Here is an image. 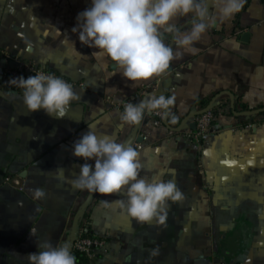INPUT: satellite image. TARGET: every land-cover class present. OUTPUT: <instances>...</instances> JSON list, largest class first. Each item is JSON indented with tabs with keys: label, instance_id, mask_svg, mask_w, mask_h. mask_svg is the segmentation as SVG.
<instances>
[{
	"label": "crops",
	"instance_id": "1",
	"mask_svg": "<svg viewBox=\"0 0 264 264\" xmlns=\"http://www.w3.org/2000/svg\"><path fill=\"white\" fill-rule=\"evenodd\" d=\"M91 6L92 0H0V264H29L41 241L70 244L75 222L77 237L106 240L93 260L76 264H264V0H246L230 20L215 19L162 76L140 82L118 69L112 76L111 60L72 32ZM208 6L215 17L214 0ZM192 18L174 23L186 31ZM162 38L176 48L169 33ZM19 61L57 73L80 95L63 118L27 110L23 89L11 87L6 75ZM152 95H175L171 113L179 128L157 125L151 113L138 127L121 120L125 104ZM213 100L249 110L218 116L216 132L199 142L188 138L192 114ZM249 118L255 123L245 124ZM89 126L118 143H141V177L177 182L185 198L169 202L166 226L139 223L115 203H101L122 195L94 193L85 207L90 192L71 181L85 163L73 145ZM87 163L94 170L95 158Z\"/></svg>",
	"mask_w": 264,
	"mask_h": 264
},
{
	"label": "clouds",
	"instance_id": "2",
	"mask_svg": "<svg viewBox=\"0 0 264 264\" xmlns=\"http://www.w3.org/2000/svg\"><path fill=\"white\" fill-rule=\"evenodd\" d=\"M246 0H214L216 16L209 14L208 0H92V6L79 13L77 26L79 41L98 51L97 57H107L114 65L112 76L118 69L132 82L146 81L162 76L171 62L180 58V49H188L200 41L211 23L230 20L240 13ZM191 15V27L181 31L174 21ZM167 32L176 48L162 38ZM9 84L23 89L22 100L27 110L43 109L53 118H63L73 101L80 95L63 78L40 71L25 79L13 78ZM175 95H152L137 104L127 103L121 120L128 125H138L146 113L160 111L165 119L176 122L171 108ZM73 155L82 157L85 163L80 173L71 181L74 188L100 195H122L126 199L102 201L104 207L118 205L124 213L139 223L166 226L169 202L181 203L185 198L175 180H163L155 175L151 180L141 177L142 165L137 148L116 142L112 137L98 136L89 131L74 142ZM95 158L94 170L88 160ZM62 171L63 169H59ZM37 197L45 193L35 190ZM38 253L27 256L29 264H76L68 242L53 246L49 240L38 242ZM159 255V248L151 250Z\"/></svg>",
	"mask_w": 264,
	"mask_h": 264
},
{
	"label": "built area",
	"instance_id": "3",
	"mask_svg": "<svg viewBox=\"0 0 264 264\" xmlns=\"http://www.w3.org/2000/svg\"><path fill=\"white\" fill-rule=\"evenodd\" d=\"M43 71L45 74H53L57 77L62 78L57 73L38 66L32 61H19L16 66L9 67L6 70V75L8 77V83L13 78H18L23 76L27 79L29 76L35 75L37 72ZM64 79V78H63ZM65 80V79H64ZM66 81V80H65ZM67 82V81H66ZM68 83V82H67ZM13 88H18L14 85L9 84ZM221 103L217 106L218 108L213 107L205 112L202 115H199L193 119V124L195 126V132L191 130L188 131V138L199 142L202 138H204L209 133L216 132L215 123L218 119V116L225 115L231 116L230 107L227 104ZM151 116L155 120V123L159 126L164 125L165 118L163 117L160 111H155L151 113ZM133 147L137 148L138 151L142 150L143 145L141 143H134ZM6 181L8 183H12L11 178H7ZM20 190H24V183L18 185ZM106 246V240L97 238V237H89L88 235L77 237V240L74 244L73 251L77 254L84 256L88 260H93L96 257L98 251L104 249Z\"/></svg>",
	"mask_w": 264,
	"mask_h": 264
},
{
	"label": "trees",
	"instance_id": "4",
	"mask_svg": "<svg viewBox=\"0 0 264 264\" xmlns=\"http://www.w3.org/2000/svg\"><path fill=\"white\" fill-rule=\"evenodd\" d=\"M228 95H227V93H219V94H217L216 96H214V98L216 97L217 99H221L222 97H227ZM229 98V97H228ZM229 100H230V98H229ZM231 101V100H230ZM236 101V100H235ZM221 102H219L218 104H216V105H214V107L213 108H218L219 106H217V105H219ZM210 104V102H208L207 104H205L204 105V107L205 108H207L208 107V105ZM207 105V106H206ZM222 105V104H221ZM220 105V106H221ZM249 109L247 108V107H245L244 105H241V104H239V103H234V107H231L230 108V114L231 115H235L236 114V112H238V113H241V112H247ZM252 115H254V113H252ZM170 119H171V117H169V118H167V123H166V126L168 127V128H171V129H177V128H179V126H180V122H175V123H171L170 122ZM252 123H255V120H253L252 118H249L246 122H245V124H252ZM192 132H195V129H190ZM89 237H94L93 236V234H90V233H88L87 234ZM73 255L76 257V260H79L80 262H83V261H88L84 256H81V255H79V254H77L76 252H73Z\"/></svg>",
	"mask_w": 264,
	"mask_h": 264
},
{
	"label": "water",
	"instance_id": "5",
	"mask_svg": "<svg viewBox=\"0 0 264 264\" xmlns=\"http://www.w3.org/2000/svg\"><path fill=\"white\" fill-rule=\"evenodd\" d=\"M213 105H214V100L210 102V104L208 105L207 108H205V109H203V110H201L199 112H196V113L192 114L191 118H195V117H197L199 115L204 114L205 112H207L208 110H210L213 107ZM166 123H167V119H165L164 125H166ZM138 126H139V124L137 125V127ZM191 128L192 129L195 128L194 124L191 126ZM180 129H181V127H180ZM93 195H94V193H90V197L88 198V200H87V202L85 204V207L90 203V200L92 199ZM76 240H77V223L75 222L74 228H73V232H72V236H71V240H70V251L71 252L73 251L74 244H75Z\"/></svg>",
	"mask_w": 264,
	"mask_h": 264
}]
</instances>
